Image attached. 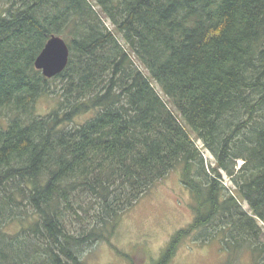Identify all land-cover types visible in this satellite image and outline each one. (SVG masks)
Listing matches in <instances>:
<instances>
[{"label":"trees","instance_id":"trees-1","mask_svg":"<svg viewBox=\"0 0 264 264\" xmlns=\"http://www.w3.org/2000/svg\"><path fill=\"white\" fill-rule=\"evenodd\" d=\"M53 34L71 55L49 79L35 60ZM51 81L58 103L42 115ZM177 167L196 215L161 262L211 226L264 252L251 243L264 222V0H0V264H87Z\"/></svg>","mask_w":264,"mask_h":264},{"label":"rangeland","instance_id":"rangeland-1","mask_svg":"<svg viewBox=\"0 0 264 264\" xmlns=\"http://www.w3.org/2000/svg\"><path fill=\"white\" fill-rule=\"evenodd\" d=\"M58 83L51 81L54 93L50 92L37 99L36 111L39 114L46 115L57 106L60 87ZM87 116L89 115L78 116L76 122L71 125L85 121ZM200 147L203 148L202 142ZM202 151L207 166L215 165V156L206 149ZM243 163L240 159L237 169ZM182 175V167L173 169L122 215L112 236L87 248L82 253V259L87 264H264V252H254L252 247H249L253 246L250 240H245L237 249L233 244L227 247L228 238L224 241L222 234L213 235L215 226L184 235L177 242L168 260L160 261L172 239L183 229L189 228L195 220L194 197L184 184ZM222 181L229 193L233 194L234 183L225 171ZM240 204L244 211L252 214L247 201L242 200ZM215 221L220 224L217 228L222 227L223 222L219 218ZM258 223L259 236L257 239L251 238V243H254V247L258 244L260 249H263L264 222L258 218ZM206 233L212 236L206 237Z\"/></svg>","mask_w":264,"mask_h":264},{"label":"water","instance_id":"water-1","mask_svg":"<svg viewBox=\"0 0 264 264\" xmlns=\"http://www.w3.org/2000/svg\"><path fill=\"white\" fill-rule=\"evenodd\" d=\"M71 49L66 39L53 34L35 60V67L47 78L62 73L70 61Z\"/></svg>","mask_w":264,"mask_h":264}]
</instances>
